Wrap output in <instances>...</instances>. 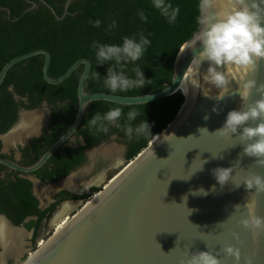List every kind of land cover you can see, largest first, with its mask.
Segmentation results:
<instances>
[{
    "label": "water",
    "instance_id": "obj_1",
    "mask_svg": "<svg viewBox=\"0 0 264 264\" xmlns=\"http://www.w3.org/2000/svg\"><path fill=\"white\" fill-rule=\"evenodd\" d=\"M38 1L48 7L57 19H61L73 0L64 1L61 15H57L45 0ZM30 2L23 13L37 7L36 1ZM6 12L9 14L8 8ZM192 37L181 45L176 54L170 82L152 93L124 95L85 91L84 84L91 68L90 60L85 57L76 59L59 76L51 77L48 73L50 53L42 47L19 54L1 67L0 83L12 65L40 54L43 56V79L50 84H58L83 65L76 90L77 112L72 124L35 165L21 168L23 170H33L42 164L76 129L85 107L92 101L133 105L175 92L183 95L175 117L155 133L134 157L127 159L124 143L115 140L101 143H115L121 147L120 161L108 160L106 167L118 168L117 173L61 230L52 234L45 245L33 251L37 254L35 264H181L188 252L208 250L214 254L221 252V264H234V258L223 256L222 249L226 244L240 248L239 264H245L246 257L252 258V264H264V232L254 238L252 232L239 223L248 214L245 205L251 196L250 191H254L246 189L243 179L249 172L264 176V167L252 166L256 158L243 155L244 145L236 134L231 137L215 132L225 123L228 112L241 106L235 82L233 92L230 91L221 100L216 99L220 90L215 87L210 88L207 97L203 89L194 92L190 87L187 95L180 89L184 86L183 82L180 85L181 79L193 56L203 47L198 42L195 50H184ZM207 67L208 63L202 62L201 71L206 72ZM250 78H255L257 83L264 82V61ZM204 86L208 87L207 84ZM8 90L16 101L27 102V97L17 94L12 84ZM258 98L253 89L248 102ZM41 103L45 105L47 101L42 100ZM214 107L217 111H213ZM37 110L20 109L18 119L25 113L32 116ZM44 111L43 120L37 128L47 122L49 112ZM255 123L250 121L249 125L255 126ZM2 161L13 165L8 160ZM217 167H233V180L221 186L212 172ZM104 170L99 181L104 180ZM99 181L97 184L100 185ZM235 183H241L240 187H236ZM200 189L204 192L201 193ZM256 201V214L264 217V193L256 196ZM236 205L240 207L237 209ZM5 223L27 232L6 219ZM233 233H237L243 243H239ZM28 257L21 264H25Z\"/></svg>",
    "mask_w": 264,
    "mask_h": 264
},
{
    "label": "trees",
    "instance_id": "obj_2",
    "mask_svg": "<svg viewBox=\"0 0 264 264\" xmlns=\"http://www.w3.org/2000/svg\"><path fill=\"white\" fill-rule=\"evenodd\" d=\"M31 0H0V69L11 58L35 48H45L50 53L48 73L51 77L62 74L70 64L80 57L90 60L91 68L86 78L84 89L87 92L106 91L104 86L109 63L97 65L96 49L93 41L105 44H122L123 37L143 33L151 41L144 57L135 64L129 63L125 74L135 77L133 68L139 67L147 84L141 89H132L117 94L136 95L152 93L167 85L172 77L173 63L181 45L197 31V15L199 0H167L173 6L179 5L180 13L174 24H169L152 6V0H73L67 8V13L57 19L48 7L38 0L37 7L23 13ZM55 10L57 15L63 13L65 0H45ZM9 9V14L6 9ZM148 16L145 23L139 18V11ZM17 17V19H13ZM102 21L100 28H94L89 20ZM117 27L107 31L112 20ZM43 56L40 54L21 60L6 72L0 83V131L6 128L1 125L3 119L13 120L16 101L8 90L10 84L14 91L27 96L30 104H37L43 99L49 103L66 102L75 111L77 102V83L82 66L76 68L66 79L58 84H50L42 76ZM99 73L97 79L95 74ZM112 93V92H111ZM183 102V95L175 92L170 95L148 101L142 104L123 105L105 100L93 101L104 112L120 107L124 115L119 123L125 124L127 113L133 109L140 113L131 123L133 127L147 121L152 134L135 136L128 141L127 159L134 157L144 148L151 137L160 132L176 115ZM69 121L72 118L69 117ZM85 121V119H84ZM67 125H64L63 129ZM120 135L127 137L120 128H113ZM59 132L56 133V135ZM28 182L24 181V189L20 203L22 214L30 213L33 200L28 192Z\"/></svg>",
    "mask_w": 264,
    "mask_h": 264
},
{
    "label": "clouds",
    "instance_id": "obj_3",
    "mask_svg": "<svg viewBox=\"0 0 264 264\" xmlns=\"http://www.w3.org/2000/svg\"><path fill=\"white\" fill-rule=\"evenodd\" d=\"M152 6L169 24H174L180 13L179 5L173 6L167 0H152ZM197 7L199 13L196 18L197 31L185 44L184 50H195L198 42L203 47L193 56L181 79L180 85L183 82L184 86L180 89L185 95L188 94L190 87L194 92L203 89V94L207 97L210 88L215 87L220 90L216 99L221 100L227 93L233 92L232 85L235 82L237 86L235 91L239 93L241 106L239 109L229 111L225 123L215 132L221 136L231 137L236 134L244 145L243 155L256 158L252 166L264 167V82L257 83L255 78H250L258 70L261 61H264V0H199ZM138 15L141 21L148 22V16L142 10ZM89 23L98 29L102 21L89 20ZM116 27L117 22L113 19L108 24L107 31ZM150 45L151 41L143 33L139 34V40L135 35L125 36L119 45L93 41L97 65L110 64L104 86L112 93L144 87L147 79L138 66L132 69L135 73L134 78L126 75L124 70L129 63L135 64L141 60ZM202 62L208 63L206 72L201 71ZM95 76L98 79L99 73ZM205 84L208 87H205ZM253 89L259 98L249 103ZM213 111L217 109L214 107ZM123 115L122 108L115 107L103 115L97 112L87 124L95 132L105 134L108 133L110 126L115 125L124 131L130 140L134 136L139 138L152 134L146 120L133 127L131 122L140 115L135 109L127 113L126 123L122 125L119 121ZM205 119L208 117L205 116ZM250 121L256 122L255 126H250ZM202 168L203 165L200 170ZM212 172L221 186L234 177L233 167H217ZM243 184L246 189L254 191H250L251 196L245 205L248 214L239 223L250 230L255 238L260 232H264V217L256 214V196L264 193V176L249 172L244 177ZM240 185L241 183H235L236 187ZM199 191L204 192L203 189ZM239 207L240 205L235 206L237 209ZM3 234L4 226L0 225V238H3ZM233 236L239 243H243L237 233H233ZM222 253L225 258H234V264H239L241 259L239 247L226 244ZM36 255V253L30 255L25 264H35ZM220 256V251L215 254L209 250L188 252L181 260V264H221ZM245 264H252V258L246 257Z\"/></svg>",
    "mask_w": 264,
    "mask_h": 264
},
{
    "label": "flooded vegetation",
    "instance_id": "obj_4",
    "mask_svg": "<svg viewBox=\"0 0 264 264\" xmlns=\"http://www.w3.org/2000/svg\"><path fill=\"white\" fill-rule=\"evenodd\" d=\"M92 102L85 107L81 121L76 129L42 164L33 170H23L21 168L35 165L48 148L68 130L77 112V102L74 105V111L69 108L70 105L66 102L49 103L47 101L45 105H42L41 102L30 104L28 98L27 102L18 100L15 105L14 119H3L1 122L2 126L6 125V123L7 126L0 131V218L3 221L5 219L10 221L17 227L26 229L25 252L21 257L37 249L40 242L44 241L40 239L42 238L41 236H44L45 233H49L48 236H51L58 231L95 193L102 189L106 183V171L109 169H106L107 162H109L108 160H113L111 157L102 156L101 154L103 153L101 152H96L90 171L81 182L73 189L58 187L52 191L49 198L40 197L35 191L36 185L43 187L54 184L89 165V152L95 150L94 147L103 142L111 140L123 142L126 145L127 153L130 139L117 133L113 129L115 125L109 127L107 134L103 132L97 133L94 129L88 127L87 121L94 114L98 112L103 115L107 112L102 111L98 105ZM35 108L43 111L44 109L48 110L46 124L37 128L38 126L34 127L28 121L24 128L26 134L17 136L13 141L7 142L5 140L6 135L13 131L18 124L21 125V120L18 119L19 110H32ZM69 117L72 118V121H69ZM64 125L67 126L63 129ZM28 131H30L29 135H27ZM57 132L59 134L56 135ZM2 160H8L13 165H9ZM102 169H105L104 180L99 181L101 177L98 176H101ZM24 181L29 184L28 192L34 202L32 207H30L32 209L31 212L27 214H22V210L19 207L22 198L24 199L23 194H20V190L24 189ZM98 181L101 182L100 185L97 184ZM87 185L88 188H86ZM39 239L41 241L38 242ZM24 260V257L21 258L19 264ZM15 263L11 258L8 259V264Z\"/></svg>",
    "mask_w": 264,
    "mask_h": 264
},
{
    "label": "bare ground",
    "instance_id": "obj_5",
    "mask_svg": "<svg viewBox=\"0 0 264 264\" xmlns=\"http://www.w3.org/2000/svg\"><path fill=\"white\" fill-rule=\"evenodd\" d=\"M44 113H45V111H43V110H37L36 112H34V114L32 116L30 115V113L22 114L21 119H20L21 125L18 124V126L20 125L19 127L17 126L18 128L16 127L13 131L9 132V134L6 135L5 140H7V142H11L14 139H16L17 136L26 134V132H24L25 131L24 128L26 126L25 124H28V121L34 127L38 126L43 119ZM28 133H30V131H28L27 134ZM105 145H108V146H105L104 148H102L101 147L102 145L101 146L98 145L96 147H101V148L96 149V147H94L95 150L89 152V156H90L89 165H87V166L83 167L82 169L68 175L66 178H64V179H62V180H60L54 184H50L48 186H43V187L36 185L35 186L36 193L40 197L49 198L52 191H54L58 187H65V188L73 189L79 182L82 181L84 176L87 175V173L90 171V167L92 165L93 158L96 155V152L103 153V154H101V153L100 154L104 157H111L113 162L117 161V160L120 161L121 147L117 146L114 143L105 144ZM104 154H106V155H104ZM98 177H100V175ZM66 224H67V222L59 230H61ZM0 225L4 226L3 238H0V245L3 248L0 251V262H1V264H7L6 261L10 258H13V259H15V261H17L18 258L25 252L24 240H25V237L27 236V233H25L22 229L9 227L5 223V221H3L2 218H0ZM45 242L43 244L41 243V246L45 245Z\"/></svg>",
    "mask_w": 264,
    "mask_h": 264
},
{
    "label": "rangeland",
    "instance_id": "obj_6",
    "mask_svg": "<svg viewBox=\"0 0 264 264\" xmlns=\"http://www.w3.org/2000/svg\"><path fill=\"white\" fill-rule=\"evenodd\" d=\"M120 143H123V142H120ZM110 144V143H109ZM115 144V143H114ZM103 147L102 148H104L105 146V144H101ZM100 145V146H101ZM106 146H108V145H106ZM97 149V148H96ZM117 171H118V168H109L107 171H106V178H105V182H107L111 177H113L116 173H117ZM93 177H95L94 175H92ZM57 232V231H56ZM49 234V233H48ZM48 234L47 233H45L44 234V236H41L42 238H40V239H43L44 241H42V242H40V245H39V247L41 246V243L43 244L50 236H48ZM38 240V242L39 241H41V240ZM30 251V250H29ZM32 251L28 254V255H25V256H20L21 258H26V257H28V256H30V255H32ZM21 258L20 259H18L17 261H15L16 263L15 264H19V260H21Z\"/></svg>",
    "mask_w": 264,
    "mask_h": 264
}]
</instances>
